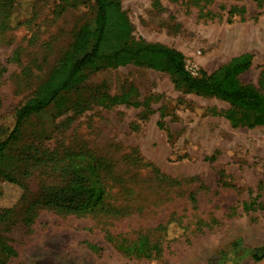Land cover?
<instances>
[{"label": "rangeland", "instance_id": "1", "mask_svg": "<svg viewBox=\"0 0 264 264\" xmlns=\"http://www.w3.org/2000/svg\"><path fill=\"white\" fill-rule=\"evenodd\" d=\"M119 2L132 40L177 50L193 77L249 55L237 81L264 95V0ZM96 18L94 0H0V143ZM259 119L191 93L167 71L104 63L85 71L83 83L23 123L0 157V171L17 180L0 174V264H264L251 256L264 249V125L248 126ZM145 163L181 182L163 204L153 194L152 212L54 206L67 198L80 205L83 196L69 191L96 183L101 164L128 180L148 179ZM163 223L159 257L123 254Z\"/></svg>", "mask_w": 264, "mask_h": 264}, {"label": "trees", "instance_id": "2", "mask_svg": "<svg viewBox=\"0 0 264 264\" xmlns=\"http://www.w3.org/2000/svg\"><path fill=\"white\" fill-rule=\"evenodd\" d=\"M94 1L97 7L94 27L86 24L80 28L70 47V56L55 68L50 78L40 86L34 96L17 109L15 125L7 138L0 143V157L27 119L42 113L62 93L83 83L85 71L93 69L100 63L111 68L134 65L167 71L179 79L191 93L218 97L233 107L257 114L260 119L249 124V127L264 125V95L252 88L242 87L237 81V76L252 66L249 55L232 59L211 76L193 77L186 69L184 56L177 50L160 44L132 40V26L119 0ZM2 8L4 12L7 9L4 4ZM6 20L7 17L4 24ZM142 168H150L151 175L148 179L144 177L139 179L142 176L138 173L127 180L124 174L115 172L113 166L101 164L96 183L83 181V186L75 185V188L69 191L74 197L83 196V200L79 201L80 205H75L74 199L67 198L63 203L56 201L54 206L68 212L83 211V214L99 212L106 216H115L119 213L134 215L145 210L152 212L149 205L153 194L163 196L154 204H163L172 199L171 189L179 187L181 182L163 175L147 163L143 164ZM0 174L5 181L17 184V180L11 175L1 171ZM145 180L151 182L150 187L141 183ZM174 194L177 192L172 191V195ZM188 199L195 201L194 193H190ZM163 226L164 223L160 225L162 230L160 235L152 231L138 234L129 241L131 244L127 249H123V254L137 259L159 257L163 240L167 238L162 237ZM118 237L120 238V235ZM251 256L255 261L263 260L264 249L253 252Z\"/></svg>", "mask_w": 264, "mask_h": 264}, {"label": "bare ground", "instance_id": "3", "mask_svg": "<svg viewBox=\"0 0 264 264\" xmlns=\"http://www.w3.org/2000/svg\"><path fill=\"white\" fill-rule=\"evenodd\" d=\"M243 40H244V38H243ZM243 46V45H242ZM245 46V45H244Z\"/></svg>", "mask_w": 264, "mask_h": 264}]
</instances>
